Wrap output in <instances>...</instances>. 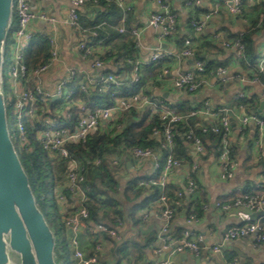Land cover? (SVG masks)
Segmentation results:
<instances>
[{
  "label": "built area",
  "instance_id": "built-area-1",
  "mask_svg": "<svg viewBox=\"0 0 264 264\" xmlns=\"http://www.w3.org/2000/svg\"><path fill=\"white\" fill-rule=\"evenodd\" d=\"M100 0H69L70 8L68 13V25L84 34V29L80 23L81 8L87 3L98 4ZM188 5L199 4L196 0H186ZM119 6L124 11L122 17V26L120 32L129 31L134 35L137 47L141 46L140 32L136 27H127L128 13L130 8L126 6L125 0H117ZM160 9L151 14L149 22L155 28L160 30V34L165 39L174 37L177 32V21L179 15L172 12L166 4L167 0H157ZM232 14L239 15L245 9L243 0H228L227 2ZM220 6L217 5L211 12L207 13L202 20H193L192 27L195 37L203 32L206 24L212 16L219 13ZM14 14L17 16V25L9 33L5 49V62L3 78L5 83V94L8 108V120L12 135V125L21 144L28 142L27 130L35 132L36 137L41 142L44 149L52 155H57L65 161L67 166L64 174L62 185L70 194L67 197L63 191L56 188V199L62 212L63 225L66 228L67 246L69 248L70 264H101L98 253L104 249V246L116 245L122 242V235L119 230L104 220L92 221L89 219V205L92 194V179L90 172L97 171L94 176L99 175L97 170L102 165V158L89 159L85 155L80 156L73 153L70 149L72 144H87L93 133L96 132L103 122L117 120L120 114L133 107L150 109L151 114L160 113L163 121L162 130L155 127L153 136H164L165 141L163 148L168 151L163 160L162 150L153 147L135 146L131 149V155L138 161L150 160L153 166V174L141 182V186L150 188L153 185L159 186L161 195L158 204L161 210L162 223L158 233L157 241L154 247L157 253L166 252L167 255L160 262L150 264H171L175 254L192 251L199 256L204 248L210 249L214 253H220L223 245L237 238L251 236L254 238V244L260 245L264 242V216L243 225L228 227L221 235V240L206 245L205 234L198 232L191 227L183 231L182 236H173L170 232L172 222L176 215V208L182 205L185 197L196 196L201 192V188L194 179V175L199 170V159L206 154L207 146L201 136H195L192 129L186 133L189 139V153L195 158L192 169L186 178L184 188L181 189L177 197L171 202L167 196V182L170 173L178 166H181L182 160L177 158L173 151L175 147V127L176 123L181 122L183 114L177 107H168L164 100L151 99L146 95L136 93L131 99L121 100L112 107H91L86 104L78 95L86 92L91 86H95L99 91H107L114 84L122 85L126 82L122 76L114 73L99 72L96 75L82 76L80 71L74 67L68 68L63 76L56 78H47V73L52 65L59 58V44L57 34L51 32L45 34L48 38L50 49V58L48 61L29 68L26 62V54L29 50L30 43L35 35L31 29V24L36 20H46L49 17L45 13H38L31 7L29 0H15ZM49 21V20H48ZM50 21H55L50 18ZM238 38L232 41H223L224 46L234 47L236 49V59L241 57L244 44ZM9 43V46H8ZM95 46L85 40L77 44V50L82 60H91L93 67L97 69L104 66L102 59L96 54ZM196 43L194 36L190 35L185 38L182 48L178 52H173L166 47L157 46L150 54L149 59L143 61L138 57L135 60L129 59L133 68L130 75L132 82H138L141 78V70L144 64H155L157 61L167 58H173L178 62L187 60L188 66L174 79V87L178 90H184L190 93L197 92L201 86L203 78L207 75V66L205 61L196 58ZM256 68L261 74L264 72V53L258 55ZM166 70L160 74L161 78L165 77ZM215 74L226 79L227 69L219 66L215 69ZM6 82L10 84V92H6ZM264 96V92H263ZM244 98L240 93L235 96L239 101ZM55 102V105L51 104ZM11 108V111H9ZM232 109L230 106H217L209 101L197 104L192 107L189 116H199L202 119L209 120L204 125L203 131L209 130L222 135V150L227 149L228 139L232 132L237 131L243 134L249 125H254L257 129L258 136L261 139L264 136V115L250 112L236 116V122L229 117ZM10 118L12 125H10ZM121 127V125H118ZM103 128V127H101ZM13 137V136H12ZM14 139V138H13ZM230 154H225L220 161V167L228 178L232 177L235 163ZM113 164H118L117 159L112 158ZM258 188V192L244 193L240 190L238 196L233 202L219 203L217 207L224 210L243 207L250 212H257L264 209V184ZM263 188V189H262ZM261 189V190H260ZM173 204V205H172ZM203 208H207V203L202 202ZM148 213H145V217ZM200 216L196 212H191L186 216L188 226L196 224ZM84 232H89L95 237V241L89 246L92 251L89 252L83 245L82 236ZM95 250V251H94ZM228 264H237L236 261Z\"/></svg>",
  "mask_w": 264,
  "mask_h": 264
},
{
  "label": "crops",
  "instance_id": "crops-1",
  "mask_svg": "<svg viewBox=\"0 0 264 264\" xmlns=\"http://www.w3.org/2000/svg\"><path fill=\"white\" fill-rule=\"evenodd\" d=\"M29 1L34 11L45 13L49 17L46 20H36L31 24V29L34 30V33L49 34L55 32L58 38L59 58L48 71V79L63 76L66 70L71 67L78 69L84 77L87 75H96L99 72L113 73L111 71H118L120 63L116 64L114 58H104L102 60L104 66L99 69L93 67L91 60H82L80 58L77 44L81 40H85L94 45L96 53L98 54H102L107 48L99 44V42H95L94 37L89 32L86 35H82L68 25L69 0ZM125 1L126 6L130 8V13H128V18L130 14V19H128L126 26L136 27L141 36V46L137 47L139 52L138 57L142 58L143 61L148 60L154 48L159 45L173 52H178L181 49L177 43V38L173 40L165 39L161 36L160 30L149 22L151 14L160 9L157 0ZM191 1L195 3L196 0ZM198 1V5H188L186 0H167L166 4L172 11L179 15V31L182 35H186V37L192 33L194 37L196 35L191 25V20L188 22L189 18L193 17L195 20H202L217 5L220 6L219 13L212 16L203 32L199 35L196 46L198 47L201 42L213 40L214 45L209 43V45L204 46L203 52L206 58L217 61L229 59L228 64L224 66L227 69L226 79L212 74L203 78L197 92L190 93L184 90H178L173 85L174 79L182 69L188 66L189 62L187 60L178 62L170 59L164 62V69L160 67L159 71L161 72H158V74L153 72L154 70H151L152 68L148 67L150 64L143 65L141 78H143L144 82L137 93L143 96L146 95L151 99L158 98L164 100L168 107H176L182 103L193 107L205 101H209L220 107L230 106L232 110L229 113V117L233 122H236V116L239 113L254 112L264 115V101L261 100L264 98V79L262 73L260 74L257 68H253L252 70L244 69L238 62L239 60L235 59V48L223 45V41H232L243 31L245 24L251 21V11L254 3L259 2V0H247L244 11L239 15L231 13L227 4L228 0ZM96 11L92 10L88 5L81 8V12L86 13L90 18L96 17ZM50 18H54L55 21H50ZM117 26L118 29L122 26V19ZM93 34L95 35L96 33L94 32ZM256 47L257 56L264 53V31L256 35ZM257 62L258 58L256 60ZM165 70L167 71L165 77L161 78L159 75ZM131 72L132 69L130 71L122 70L117 74H120L127 81L130 79ZM90 88L95 89L97 87L91 86ZM240 93L244 94L243 100L246 99L245 102L239 103V101L235 100V96ZM51 105L54 106L55 102ZM120 125L121 127L123 126V124ZM105 127H103L102 131L107 130L108 124ZM204 141L208 149L206 154L199 159V170L194 175V179H196L202 190L198 195L188 196L185 199L192 200L202 194V198L206 201L204 203H207L208 207L203 208L201 203L200 208L202 211L200 220L196 224L188 226L186 216L188 215L187 209L189 202L182 200V204H185L183 206L180 205L181 209L179 210L178 208L180 207L176 208V215L172 222L170 232H172L171 234L173 236H178L187 227H191L205 234V241L208 247L221 240V235L226 228L239 226L250 221L248 218L246 219L252 213L249 210L243 207L224 210L217 207L216 203H229L230 201L224 202L222 199L233 196L236 193L240 194V190L244 193H249L246 192L247 190H251L252 192L259 191L258 188H261L260 186L264 184V136L260 139L255 126L249 125L243 134H239L237 131L232 132L228 139V147L222 150V152L219 149L222 143L214 142L209 138ZM130 151L131 149L127 151L119 145L116 151L107 159L109 164L116 169L115 176L118 178L121 186L118 188L119 198L127 207V214L114 225L122 235V241H132L140 238L141 236H138L139 231L141 232L140 234H145L153 229L160 230L162 223L158 200L153 202L150 208L144 207L138 209L134 217H130L128 214L129 210L139 199L136 197L133 189L125 193L124 187L136 175L144 177L134 187L135 189L143 188L140 198H144L150 193V188L141 186V182L149 178L154 172L150 160L138 161L131 155ZM227 153L230 154L229 157L235 163L233 175L230 178L223 174L220 167V161ZM112 158L117 159L119 163L113 164ZM181 160V166L176 167L170 173L167 182V187L169 185L167 191H170L171 184H174L177 188L179 187L177 194L184 188V183H186V178L192 169L195 158L188 151V157L181 158ZM96 172L91 171L89 173L90 179L93 181L100 176H94ZM62 183L57 182V188ZM145 213H148V216L145 217ZM135 218L141 221L139 225L135 223ZM177 231H180V233L178 234ZM82 241L86 250L91 252L92 248L90 244L95 241V237L90 235L89 232H84ZM156 244H158L157 240L152 247L146 250L147 258L141 264L160 262L166 257V252H156V247H154ZM116 245L110 246L106 244L104 246V249L99 255L101 264H136L130 261L129 257H124L117 250L118 247ZM232 261H236L237 264H264V242L260 245H255L254 238L247 236L237 238L223 245L220 253H214L210 249L204 248L200 255L196 256L192 251L186 250L185 252L175 254L171 264H228Z\"/></svg>",
  "mask_w": 264,
  "mask_h": 264
},
{
  "label": "trees",
  "instance_id": "trees-1",
  "mask_svg": "<svg viewBox=\"0 0 264 264\" xmlns=\"http://www.w3.org/2000/svg\"><path fill=\"white\" fill-rule=\"evenodd\" d=\"M244 3H247V0H243ZM92 10L96 11V17L90 18L86 13L80 12V23L86 31L84 35L89 32L95 39V42H99L107 49L102 54H98L99 57L104 60V58H114L116 64L120 65L118 71H111L114 74L119 73L122 70L130 71L133 68L132 63L129 62V59L135 60L138 57V48L135 43V37L129 31L120 32L118 29V24L122 19L124 11L119 6L117 0H100L98 4H93L91 2L87 3ZM174 12V11H172ZM130 13V12H129ZM253 15V16H252ZM130 19V14L129 18ZM179 20V18H178ZM191 25L192 21L195 18H189ZM178 22V21H177ZM17 25V16L14 14L13 24L11 30H13ZM264 31V0H259V2L254 3L251 11V21L245 24L243 31H241L240 40L244 44V48L241 54V57L237 60L240 65L246 70H252L256 68L257 60V47H256V35ZM96 33L95 35L93 33ZM193 34V33H192ZM191 34V35H192ZM177 38V43L182 48L186 35H182L179 31V26L177 23V32L174 34L173 40ZM238 38V37H237ZM84 39V38H83ZM199 40V37H194V42ZM214 45L213 40L201 42L200 45L196 46L195 57L205 61L207 66V75L215 74V69L219 66H226L228 60L217 61L210 58H203V47L209 45ZM213 43V44H212ZM50 45L48 38L45 34L35 33L29 50L26 54V62L29 68L36 67L50 58ZM172 58L162 59L157 61L155 64H150L151 70H154L156 74L160 70V67L163 68L164 62ZM236 59V58H235ZM159 63V64H158ZM164 69V68H163ZM116 72V73H115ZM120 75V74H117ZM143 78L138 82H132L130 79L127 80L124 84H114L107 91H99L98 88H90L86 92H83L78 95V98L82 99L86 104L91 107H112L121 100L131 101L132 97L141 89L143 84ZM246 99L239 100V103L245 102ZM178 110L183 114L184 118L181 122L176 123L175 127V147L174 155L181 159L188 157V141L189 139L186 136V133H189V130L192 129L195 136H201L204 140L209 138L210 140L221 143L222 135L215 133L211 130L208 132L203 131L204 125L208 124L207 120L200 118L199 116H189V112L192 109L191 106H188L185 103L176 106ZM162 119L160 113L151 114L149 108L144 107L142 109H137L133 107L127 111H124L120 114L117 120H112L101 124V127H105L108 124L107 130L99 127L95 133L92 134L90 140L87 144H72L70 149L73 153H76L80 156H86L89 159L102 158V165L97 169L99 171V178L92 180V194L91 201L89 205L90 217L92 221L104 220L109 222L113 226L117 224L118 221L124 218L126 213V204L119 198V189L120 183L118 178H116L115 173L116 169L112 167L107 161L108 157L112 155L117 146L121 145L122 148L127 151L132 149L135 146H144V147H153L156 149L162 150L163 160L168 151L163 148L165 141L164 136L156 137L153 136V129L155 127L162 130ZM123 124L122 127L118 125ZM10 125H12V120L10 118ZM106 128V127H105ZM28 142L21 144L19 138L17 141L21 144L22 148L18 152L20 158L23 162V165L28 173L30 183L34 190L36 200L42 211L44 212V207L47 205V196L45 194L46 188H50L49 182L47 180V174L45 170V163L49 162L52 168L54 183L51 187V192L55 194L56 198V188L57 182L64 180V174L66 172L67 166L65 161L60 159L57 155H52L49 151L44 149L41 145V142L36 137L35 132L31 129L27 130ZM15 138V139H16ZM17 147V146H16ZM210 150V149H209ZM57 175L60 176L57 180ZM144 177L135 176L134 178L128 181L126 187H124V192L133 189L135 191L136 197L139 199L137 203L129 210V216L134 217L138 209L152 206L153 202L159 200L161 195V189L159 186L153 185L150 187V193L147 194L144 198H140L143 188L135 189V185L140 182ZM170 191H167V196L171 202L174 198L177 197V188L174 184H171ZM60 191L70 198V194L65 189V187L60 186ZM169 188V185L167 189ZM246 192L253 193L251 190ZM254 192H258L254 191ZM240 194L236 193L233 196L228 198H223L222 201H234ZM183 200H187L183 198ZM189 202L187 214L191 212H196L199 216L201 215L202 209L200 204L204 201L202 194L195 199L187 200ZM202 201V202H201ZM185 203L182 204V206ZM173 205V204H172ZM180 207V206H178ZM181 209L178 208V210ZM52 214L55 227H52L56 237H57V253L62 259L63 256L67 258V263L70 264L69 260V248L67 246L66 234L65 237L60 239L56 233V227L64 228L62 220V212L58 204L57 212L49 211ZM45 217L48 220V215L44 212ZM136 219V218H135ZM49 222V221H48ZM140 220L136 219V224H140ZM50 224V223H49ZM245 224V223H244ZM51 225V224H50ZM243 225V224H241ZM65 231L66 228H64ZM66 233V232H65ZM140 238L132 241H122V243H117L118 251L124 256L129 257L130 261L135 262L136 264H141L147 258L146 250L157 240L159 229H153L145 234H140ZM172 233V232H171ZM179 234L180 231H177ZM183 233L179 236H182ZM120 245V246H119ZM86 249V248H85Z\"/></svg>",
  "mask_w": 264,
  "mask_h": 264
},
{
  "label": "water",
  "instance_id": "water-1",
  "mask_svg": "<svg viewBox=\"0 0 264 264\" xmlns=\"http://www.w3.org/2000/svg\"><path fill=\"white\" fill-rule=\"evenodd\" d=\"M14 2L0 0V264H63L56 234L37 203L9 126L3 67ZM262 216L264 209L246 219Z\"/></svg>",
  "mask_w": 264,
  "mask_h": 264
},
{
  "label": "rangeland",
  "instance_id": "rangeland-1",
  "mask_svg": "<svg viewBox=\"0 0 264 264\" xmlns=\"http://www.w3.org/2000/svg\"><path fill=\"white\" fill-rule=\"evenodd\" d=\"M8 46H9V43H8ZM6 92H7V94H9V92H10V84H9V82H6ZM9 111H11V108H9ZM11 130H12V136H13V138H14L15 144H16L18 150L20 151L21 148H22V146H21V144L17 141V138H16V132H15V130H14L13 125H12V129H11ZM15 138H16V139H15ZM45 170H46L47 180H48V182H49V186L52 187V186H53V183H54V176H53L52 168H51V165H50L49 162H46V163H45ZM58 177H60V176L57 175V180L60 179V178H58ZM58 182H61V181L58 180ZM51 187H50V188H46V191H45V194H46V196H47V205L44 207V209H45L44 212L48 215V221H49V223L51 224V226H52V227H55V224H54V221H53L52 214H51L49 211L51 210L52 212H57V210H58V201H57V199L55 198V194H54L53 192H51ZM64 228H65V227H64ZM64 228L56 227V233H57L58 238L60 239V241L62 240L63 237H65V236H63V235L66 234V233H65L66 231H65ZM113 246H114V245H113ZM94 251H95V250H94ZM98 255H100V254L98 253ZM62 258H63L65 264H68V263H67V258L64 257V256H63ZM99 258H100V257H99Z\"/></svg>",
  "mask_w": 264,
  "mask_h": 264
},
{
  "label": "clouds",
  "instance_id": "clouds-1",
  "mask_svg": "<svg viewBox=\"0 0 264 264\" xmlns=\"http://www.w3.org/2000/svg\"><path fill=\"white\" fill-rule=\"evenodd\" d=\"M237 38V37H236ZM235 38V39H236ZM235 50V56H236V49H234ZM236 58V57H235ZM257 58H258V56H257ZM173 59V58H172ZM263 73V72H262ZM15 142V141H14ZM240 196V195H239ZM249 222H251V221H249ZM246 224V223H245Z\"/></svg>",
  "mask_w": 264,
  "mask_h": 264
},
{
  "label": "bare ground",
  "instance_id": "bare-ground-1",
  "mask_svg": "<svg viewBox=\"0 0 264 264\" xmlns=\"http://www.w3.org/2000/svg\"><path fill=\"white\" fill-rule=\"evenodd\" d=\"M248 223V222H247Z\"/></svg>",
  "mask_w": 264,
  "mask_h": 264
}]
</instances>
